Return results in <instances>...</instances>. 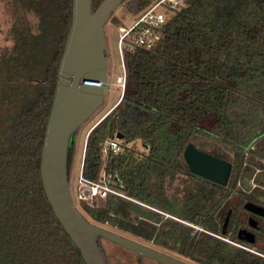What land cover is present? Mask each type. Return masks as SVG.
Listing matches in <instances>:
<instances>
[{"label": "trees", "instance_id": "obj_1", "mask_svg": "<svg viewBox=\"0 0 264 264\" xmlns=\"http://www.w3.org/2000/svg\"><path fill=\"white\" fill-rule=\"evenodd\" d=\"M4 1L12 23L0 52V264H85L40 173L74 0ZM156 1L125 2L136 18ZM167 16L153 47L125 51L123 97L87 138L84 177L112 174L127 197L81 203L83 216L200 264H264L248 249L264 250V233L250 239L237 217L249 203L264 204V0H186ZM118 136L122 149L104 154L105 140ZM204 138L222 148L202 150L232 164L226 185L184 160L185 147ZM251 178L252 190L238 186Z\"/></svg>", "mask_w": 264, "mask_h": 264}, {"label": "water", "instance_id": "obj_2", "mask_svg": "<svg viewBox=\"0 0 264 264\" xmlns=\"http://www.w3.org/2000/svg\"><path fill=\"white\" fill-rule=\"evenodd\" d=\"M125 1L102 0L94 8V0H74V19L41 149L43 190L63 229L81 251L85 264H110L99 246L101 238L133 251L139 259L148 257L159 264H188L87 220L74 205L69 191L68 149L74 145L78 129L104 104L109 66L105 25ZM86 80L103 85H84ZM184 150V160L192 173L219 185L228 183L233 169L229 160L199 150L193 142ZM247 206L254 214L264 216V205ZM232 214V210L227 213L224 228L228 227Z\"/></svg>", "mask_w": 264, "mask_h": 264}, {"label": "rangeland", "instance_id": "obj_3", "mask_svg": "<svg viewBox=\"0 0 264 264\" xmlns=\"http://www.w3.org/2000/svg\"><path fill=\"white\" fill-rule=\"evenodd\" d=\"M126 4L127 2L121 4V6L113 12L111 19L105 25V37H107V50L109 56L107 80L112 82H116L117 78L119 76H122V72H123L122 58L119 53V47H118V39H119L118 29L121 25L130 26L135 22V18L132 17L131 14H129L128 7ZM9 8L10 7L6 4V1L0 0V52L2 51V49H4L5 47L11 44V40L9 39L8 36V30L12 23L11 10ZM159 9L164 10V7H160ZM122 97H123L122 91L118 86L113 85L107 87L105 89V99L102 107L99 108L94 113V115L90 117L85 122V124L82 125L77 131L76 140L72 148L73 155L70 165L71 173L69 180V188L71 191L74 205L78 210H80V212L85 217H86V213L84 212V210H82L81 200L78 198L79 191H77L78 189L77 179L83 167L84 157L86 154L85 148H86L87 138L89 136L90 130L103 118H105L108 112H110L111 109L114 108L120 102ZM196 146L199 150H202V148L200 147H203L208 151H214L217 149L220 150L222 148L221 145L217 144L213 139L210 138H204L199 140ZM229 154L230 156H232V153ZM238 186L243 187L246 190H252L253 188H255L256 183L254 181V178H251L250 180L245 181L244 183L238 184ZM216 199L217 198H215L214 200ZM165 217L166 216H164V218ZM103 227L105 229H111L125 237H129L145 245L157 247V244L152 240H144L130 232H124L118 228L111 227L108 225ZM100 245L102 248H104L110 264H159L148 257L139 259L138 257H136L133 251L129 249H125L124 247H121L109 240L107 241L104 238H101ZM164 249H166L169 253H172L175 256L177 255L179 256V254L176 251L170 250L167 247H165ZM250 251L255 254L256 252H259L260 254L263 253L262 256H264V250L262 249L260 250L257 247H251ZM183 259H186V261L189 262L190 264H200L189 259L188 257H185Z\"/></svg>", "mask_w": 264, "mask_h": 264}, {"label": "built area", "instance_id": "obj_4", "mask_svg": "<svg viewBox=\"0 0 264 264\" xmlns=\"http://www.w3.org/2000/svg\"><path fill=\"white\" fill-rule=\"evenodd\" d=\"M185 2L186 0H158L141 12L140 15L135 18V22L132 25H121L119 27L118 47L122 58L123 72L122 76H119L116 82L107 80L106 88L116 85L121 89L123 94L127 79L125 51H132L139 47H153L161 38L160 29L167 21L168 12L179 9L185 4ZM160 7H164V10H160ZM85 84L97 87L103 85L101 82L90 80L84 81V85ZM121 149L122 146L119 139L108 138L105 140L102 152L108 154V151L119 152ZM77 183V191H79L78 198L81 200V203L88 204L89 206L105 207L107 199L112 193L127 197L112 186V174L107 172H103L99 180H92L85 178L81 169ZM248 249L251 250V248ZM256 254L263 255V253L260 254L259 252H256Z\"/></svg>", "mask_w": 264, "mask_h": 264}, {"label": "flooded vegetation", "instance_id": "obj_5", "mask_svg": "<svg viewBox=\"0 0 264 264\" xmlns=\"http://www.w3.org/2000/svg\"><path fill=\"white\" fill-rule=\"evenodd\" d=\"M261 204V203H260ZM259 204V205H260ZM264 205V204H262ZM238 212V211H237ZM237 217L239 219V223L240 225H246L251 231L247 234V236L252 239V240H255V241H260L261 238L263 236H260L259 234L261 233H264V216H259V215H256L254 214L252 211H248V210H241L237 213ZM101 240V239H100ZM100 240H99V246L101 247L100 245ZM154 242V241H153ZM143 244V243H142ZM157 244V243H156ZM145 245V244H144ZM152 247V246H150ZM158 247V248H157ZM157 247H153L154 249L160 251V252H163V253H167L183 262H186L188 264H190L189 262L186 261V259H183L185 258L184 256H182L181 254H179V256H175L173 255L172 253H169L166 249H164L163 247H160L159 244H157ZM102 248V247H101ZM104 250V248H102ZM172 250V249H170ZM174 251V250H173ZM105 252V250H104ZM172 252V251H171ZM106 254V252H105ZM136 255V254H135ZM137 257V255H136Z\"/></svg>", "mask_w": 264, "mask_h": 264}]
</instances>
